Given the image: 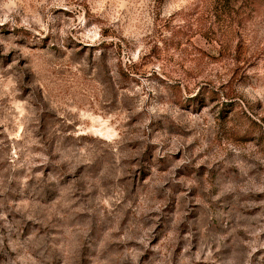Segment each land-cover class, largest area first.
Segmentation results:
<instances>
[{"label":"rangeland","instance_id":"obj_1","mask_svg":"<svg viewBox=\"0 0 264 264\" xmlns=\"http://www.w3.org/2000/svg\"><path fill=\"white\" fill-rule=\"evenodd\" d=\"M0 264H264V0H0Z\"/></svg>","mask_w":264,"mask_h":264}]
</instances>
